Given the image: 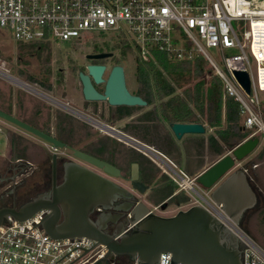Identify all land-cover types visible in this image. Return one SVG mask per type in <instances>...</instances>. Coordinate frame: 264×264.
Here are the masks:
<instances>
[{
    "label": "flooded vegetation",
    "instance_id": "obj_1",
    "mask_svg": "<svg viewBox=\"0 0 264 264\" xmlns=\"http://www.w3.org/2000/svg\"><path fill=\"white\" fill-rule=\"evenodd\" d=\"M73 48L78 52L62 58L37 56V69L27 66L20 72L16 94L0 89V112L15 120L0 117V210L18 209L38 197L50 200L55 189L69 186L66 180L91 174L128 191L110 209H96L95 216L109 219L110 234L133 225L135 208L172 217L167 216L171 207H184L189 198L168 172L209 164L214 132L203 124L204 135L178 139L172 126L194 122L178 117L186 89L174 85L169 72L141 70L113 46ZM91 66L105 69L92 72ZM117 67L123 68L122 77L114 72ZM120 78L129 94L146 105L111 104L107 92ZM86 89L103 98L88 99ZM72 186L89 187L85 182Z\"/></svg>",
    "mask_w": 264,
    "mask_h": 264
},
{
    "label": "built area",
    "instance_id": "obj_2",
    "mask_svg": "<svg viewBox=\"0 0 264 264\" xmlns=\"http://www.w3.org/2000/svg\"><path fill=\"white\" fill-rule=\"evenodd\" d=\"M0 29L10 31L19 43L45 44L74 42L84 32L121 31L133 37L124 42L142 62L155 61L157 54L176 61L201 55L220 78L224 100L238 103L247 140L261 135L264 141V104L259 98L264 93V0H0ZM212 49L220 52L225 69L210 55ZM7 67L0 57V77L17 86L19 80ZM235 71L249 74V94ZM244 171L248 174V169ZM168 174L193 206L205 207L235 234L242 264H264V250L214 203L210 193L196 186V178H187L181 170ZM49 213L41 210L24 222L11 217L4 221L0 264H106L108 249L96 241L49 236L42 227ZM107 260L120 264L113 254ZM159 264H173L172 255L162 253Z\"/></svg>",
    "mask_w": 264,
    "mask_h": 264
},
{
    "label": "water",
    "instance_id": "obj_3",
    "mask_svg": "<svg viewBox=\"0 0 264 264\" xmlns=\"http://www.w3.org/2000/svg\"><path fill=\"white\" fill-rule=\"evenodd\" d=\"M100 58V56L96 57ZM92 72L102 73L104 67H89ZM114 72L123 75V68ZM244 90L251 92V81L246 72H233ZM116 81L107 96L113 105H146L126 90L124 79ZM88 99H100L94 90H85ZM0 117L14 119L0 112ZM178 139L185 135H204L206 128L200 123H180L172 126ZM259 146V139H249L210 168L196 180L200 187L211 192L217 206H222L225 214L241 226L245 214L258 205V197L253 190L248 175L238 169ZM83 176V175H82ZM83 179H68L65 188L55 189L50 200L38 197L18 209L0 210V227L11 217L24 222L41 210L50 213L42 223L45 232L54 239L88 238L108 249V256L126 257L134 264H159L162 253L172 255L173 264H242V251L238 238L203 206L195 205L188 210L179 211L172 217L138 213L133 222L134 228H125L110 234L106 227L108 218L96 215V209H110L118 198L127 196L122 190L102 178L86 174ZM85 182L89 187L76 188L72 185ZM96 218V219H93ZM104 262L108 264V260Z\"/></svg>",
    "mask_w": 264,
    "mask_h": 264
},
{
    "label": "rangeland",
    "instance_id": "obj_4",
    "mask_svg": "<svg viewBox=\"0 0 264 264\" xmlns=\"http://www.w3.org/2000/svg\"><path fill=\"white\" fill-rule=\"evenodd\" d=\"M242 36V35H241ZM128 38H132V36L126 35L124 32H113V31H107V32H84L83 36L74 41V42H59L57 44H45L47 47H51L50 50L48 49V52L45 50L41 52L40 55H38L36 52H33V49L28 47H20V43L17 42L14 37L12 36L11 32L8 30L0 29V57L3 59V61L7 62L8 64V70H10V74L17 79H20V72L23 70H28L27 66H32L30 69H37L38 63L36 60L37 56H46V55H52L57 58H62L68 54H71L73 52H78L76 48H73L74 46H77L80 44L81 46L88 47L92 46L94 44H98L101 46H113L117 47L119 49L118 53L126 54V50L124 47H129V45L124 42L128 40ZM77 42L78 44L73 45ZM37 44V43H35ZM31 46V45H30ZM75 49V50H73ZM80 51V50H79ZM125 51V52H123ZM233 54V52H231ZM130 55L133 60L137 62L133 50H130V52L127 54ZM210 55L219 63V65L225 69L224 67V61L221 58V54L217 49L210 50ZM41 60V59H39ZM29 62V65H28ZM132 62L131 66L134 68L136 67V64ZM209 69V66L206 65ZM252 67L255 72V64L252 62ZM214 74L211 72H206L204 74L205 82L213 80ZM199 80L196 79L192 82L193 84L197 83ZM189 86V87H190ZM188 86L181 87L182 89L189 88ZM207 87V86H206ZM205 87V88H206ZM0 89L6 90L9 92V94H16L19 90L18 87L7 81L5 78L0 77ZM260 101L264 104V93H259ZM193 105V104H192ZM225 120V117H224ZM207 128L210 130L211 133L214 132V137H217L216 135V129L210 128L208 124L204 123ZM227 124L223 123V128L226 129ZM251 133V132H249ZM257 139H259V146L242 162H240L239 167L236 169H240L243 166H248V174L249 175V181L250 184L255 191L258 199H259V206L257 205L253 210L249 211L246 215V218L244 222L241 224V228L249 234L257 243L258 245L264 250V141L262 140V136L258 135ZM231 150L225 149V152L222 156H215L214 159L208 161L209 164H205L204 166H200L198 170L195 169H188L182 170L183 174L189 178V179H195L197 174L201 171H203L205 168H207L210 165H213L216 161L220 160L224 156L228 155ZM171 163V162H170ZM169 179L170 176H169ZM178 190H180L181 187L178 185L176 186ZM182 194L189 198L188 194L185 191H182ZM188 205L178 208L175 205L171 207L169 210V213L167 216L170 215H176L179 211H185L188 210L190 207H192V203L189 199ZM121 264H125L124 262H121Z\"/></svg>",
    "mask_w": 264,
    "mask_h": 264
},
{
    "label": "trees",
    "instance_id": "obj_5",
    "mask_svg": "<svg viewBox=\"0 0 264 264\" xmlns=\"http://www.w3.org/2000/svg\"><path fill=\"white\" fill-rule=\"evenodd\" d=\"M19 45L20 47H28L30 50L32 48L33 52H36L38 55L44 50L48 52V49L50 50L51 48L45 46V43L20 42ZM124 48L126 54L131 50L130 47ZM137 63L139 65L138 68L141 70L169 72L174 85L180 88L189 87L194 80H199L194 84V88L190 86L185 90L186 99H183L184 102H182V106L178 111V114H180L178 117L184 121L190 120L194 123H206L210 128L216 129L217 137H214L215 156H222L225 149L232 150L248 138L249 134L241 124L238 103L232 98L224 100L223 86L220 78L214 76L213 80L209 81V84L205 82L204 74L206 72L213 73V71L203 56L195 55L192 59L176 61L157 54L155 61L142 62L137 59ZM206 65L209 66V69ZM165 85L170 86L168 83H165ZM185 101H188V103ZM175 112L177 113L176 107ZM224 121L227 124L226 129H222ZM121 262L133 264L126 257L119 258V263L121 264Z\"/></svg>",
    "mask_w": 264,
    "mask_h": 264
},
{
    "label": "crops",
    "instance_id": "obj_6",
    "mask_svg": "<svg viewBox=\"0 0 264 264\" xmlns=\"http://www.w3.org/2000/svg\"><path fill=\"white\" fill-rule=\"evenodd\" d=\"M246 140H247V139H246ZM246 140H245V141H246ZM245 141H244V142H245ZM218 161H219V160H218ZM216 162H217V161H216ZM216 162H215V163H216ZM215 163H214V164H215ZM204 171H205V170H203V171L199 172V173L197 174V176H196V177H198L199 175H201V174H202Z\"/></svg>",
    "mask_w": 264,
    "mask_h": 264
},
{
    "label": "bare ground",
    "instance_id": "obj_7",
    "mask_svg": "<svg viewBox=\"0 0 264 264\" xmlns=\"http://www.w3.org/2000/svg\"><path fill=\"white\" fill-rule=\"evenodd\" d=\"M188 188L190 189L191 187L189 186Z\"/></svg>",
    "mask_w": 264,
    "mask_h": 264
}]
</instances>
